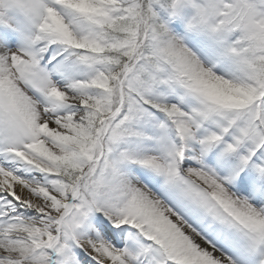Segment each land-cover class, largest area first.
Returning a JSON list of instances; mask_svg holds the SVG:
<instances>
[{
  "label": "snow or ice",
  "instance_id": "obj_1",
  "mask_svg": "<svg viewBox=\"0 0 264 264\" xmlns=\"http://www.w3.org/2000/svg\"><path fill=\"white\" fill-rule=\"evenodd\" d=\"M0 264H264V0H0Z\"/></svg>",
  "mask_w": 264,
  "mask_h": 264
}]
</instances>
